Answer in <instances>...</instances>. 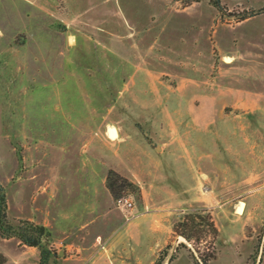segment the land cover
Here are the masks:
<instances>
[{"label": "rangeland", "instance_id": "obj_1", "mask_svg": "<svg viewBox=\"0 0 264 264\" xmlns=\"http://www.w3.org/2000/svg\"><path fill=\"white\" fill-rule=\"evenodd\" d=\"M187 1L0 0V184L14 227L60 216L55 200L33 201L43 167L94 153L93 133L144 137L126 139L144 185L125 178L134 187L111 195L131 210L81 231L57 221L38 248L0 238V264L42 252L46 264H191L172 225L201 210L219 231L209 264H264V0H220L223 14Z\"/></svg>", "mask_w": 264, "mask_h": 264}, {"label": "crops", "instance_id": "obj_2", "mask_svg": "<svg viewBox=\"0 0 264 264\" xmlns=\"http://www.w3.org/2000/svg\"><path fill=\"white\" fill-rule=\"evenodd\" d=\"M98 136L101 142H97V149L94 153L79 154L73 153L70 161L65 159V162L54 165L51 167H43L42 171L46 172V185L41 186V190L37 193L38 197L33 200H37L40 204L44 201L46 203H52L54 200L58 204V213L60 216H56L57 221L64 222V224L71 225L70 228H77L81 231L83 227L91 226L93 223L102 222L106 225L107 220L113 216H118L119 209L114 207L112 196L106 187V177L109 170H113L120 176L128 179L137 186H143L141 178L137 175V171L140 165V160L143 157L142 151L137 150L133 143L126 142L129 138H139L141 144L144 142V137L139 131L118 133L117 137L111 138L108 130H104L102 133H93ZM125 141V142H123ZM111 144H119V152L112 151ZM87 146V144H84ZM90 145V144H89ZM133 145V146H132ZM93 146V145H92ZM96 147V146H94ZM53 176L56 179V185L50 183ZM25 181V180H24ZM28 181H25L27 183ZM74 203L73 208L76 213L73 216L69 215V204ZM44 208V207H43ZM40 215V216H39ZM149 214H140L136 218V221H140L141 224L146 223L145 216ZM24 218L31 219L38 225L45 227L48 233L55 234L54 224L52 220H44L42 214L26 215ZM111 227V225H108ZM110 235H98L94 236L92 246L96 245V238L101 240L117 239L120 236L121 228L110 229ZM68 230L61 232V236H68ZM56 233H58L56 231ZM97 259L93 260V262Z\"/></svg>", "mask_w": 264, "mask_h": 264}, {"label": "trees", "instance_id": "obj_3", "mask_svg": "<svg viewBox=\"0 0 264 264\" xmlns=\"http://www.w3.org/2000/svg\"><path fill=\"white\" fill-rule=\"evenodd\" d=\"M197 2L199 0H188L187 4ZM210 4L219 13H224L225 8L221 5L220 0H210ZM106 187L111 195L116 197L117 191L132 188L134 184L120 177L115 172L109 171L106 177ZM7 209L5 190L0 184V238L6 240L16 238L23 246L29 248L40 247L43 238L48 236L46 229L30 221H21L19 222L20 227H14L8 219ZM172 233L176 238L183 239V242L178 244V247L188 250L191 264H209L215 258V245L219 231L211 215L205 211L183 214L172 225ZM186 244H189L191 248H188ZM40 256L39 264H46L48 255H44L42 252Z\"/></svg>", "mask_w": 264, "mask_h": 264}, {"label": "built area", "instance_id": "obj_4", "mask_svg": "<svg viewBox=\"0 0 264 264\" xmlns=\"http://www.w3.org/2000/svg\"><path fill=\"white\" fill-rule=\"evenodd\" d=\"M116 207L123 211H129L133 207V203L128 197H120L116 200Z\"/></svg>", "mask_w": 264, "mask_h": 264}, {"label": "bare ground", "instance_id": "obj_5", "mask_svg": "<svg viewBox=\"0 0 264 264\" xmlns=\"http://www.w3.org/2000/svg\"><path fill=\"white\" fill-rule=\"evenodd\" d=\"M109 135L111 136V138H114V139H115V138L117 137L116 130L110 128V129H109ZM243 206H244V204H241V205L239 206V208H238V212H239V214H242V212H243Z\"/></svg>", "mask_w": 264, "mask_h": 264}]
</instances>
